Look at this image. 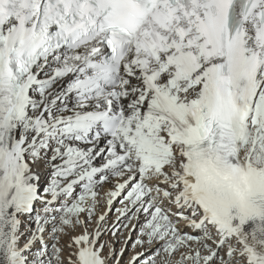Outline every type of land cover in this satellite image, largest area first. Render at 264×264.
<instances>
[{
  "label": "snow or ice",
  "instance_id": "6c2138e0",
  "mask_svg": "<svg viewBox=\"0 0 264 264\" xmlns=\"http://www.w3.org/2000/svg\"><path fill=\"white\" fill-rule=\"evenodd\" d=\"M0 264H264V0H0Z\"/></svg>",
  "mask_w": 264,
  "mask_h": 264
},
{
  "label": "rangeland",
  "instance_id": "374dc122",
  "mask_svg": "<svg viewBox=\"0 0 264 264\" xmlns=\"http://www.w3.org/2000/svg\"><path fill=\"white\" fill-rule=\"evenodd\" d=\"M115 214H113V216H114ZM125 258H127V257H125Z\"/></svg>",
  "mask_w": 264,
  "mask_h": 264
}]
</instances>
